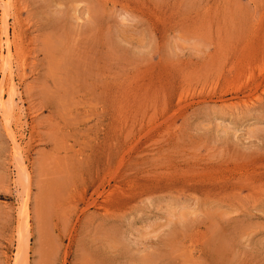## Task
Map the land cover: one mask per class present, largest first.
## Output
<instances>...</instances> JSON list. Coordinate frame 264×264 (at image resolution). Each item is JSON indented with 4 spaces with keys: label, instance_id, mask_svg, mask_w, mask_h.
<instances>
[{
    "label": "rangeland",
    "instance_id": "obj_1",
    "mask_svg": "<svg viewBox=\"0 0 264 264\" xmlns=\"http://www.w3.org/2000/svg\"><path fill=\"white\" fill-rule=\"evenodd\" d=\"M5 33L0 264H264V0H3Z\"/></svg>",
    "mask_w": 264,
    "mask_h": 264
},
{
    "label": "bare ground",
    "instance_id": "obj_2",
    "mask_svg": "<svg viewBox=\"0 0 264 264\" xmlns=\"http://www.w3.org/2000/svg\"><path fill=\"white\" fill-rule=\"evenodd\" d=\"M2 1L3 0H0V5H1V3H2ZM7 10V9H6ZM7 29V28H6ZM6 32V31H5ZM8 33V32H7ZM9 36V35H8ZM8 36H7V34L5 33L4 34V36H3V38H2V46H1V52H0V61H2L1 63H2V65L4 66V70H8V73H5V71H3V73L1 74V78H0V105H2V106H4V107H6L5 105H3V102H2V91H3V85L5 84V83H7V85H8V90H9V92H8V96H10L9 97V101H12V95H14V92H15V84H14V79H13V77H12V72H11V66H10V62H9V58H10V48H9V43H8V40H9V38H8ZM3 49V50H2ZM65 52V51H64ZM56 62V61H55ZM54 63V62H53ZM7 81V82H6ZM16 93V92H15ZM4 98H5V96H4ZM8 101V102H9ZM14 101V100H13ZM9 105V104H8ZM13 105V104H12ZM1 107V106H0ZM9 109H11V106H10V108ZM11 140H13V142L14 143H16L15 142V140H14V138H13V135H12V137H11ZM14 145V144H13ZM18 145V144H17ZM14 146H16V144L14 145ZM13 146V147H14ZM17 148V147H16ZM22 162V161H21ZM23 164V163H22ZM26 168V167H25ZM25 174V173H24ZM22 175V174H21ZM20 175V176H21ZM28 176V175H27ZM26 179V178H25ZM53 201V200H52ZM24 227V226H23ZM220 231V230H219ZM215 245V244H214ZM86 255V254H85Z\"/></svg>",
    "mask_w": 264,
    "mask_h": 264
}]
</instances>
